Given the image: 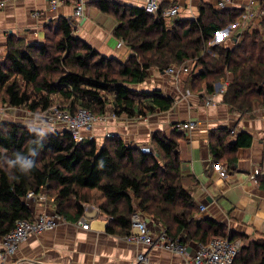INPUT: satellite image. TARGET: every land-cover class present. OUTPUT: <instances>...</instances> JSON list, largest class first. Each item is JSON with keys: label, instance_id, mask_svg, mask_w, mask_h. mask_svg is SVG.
<instances>
[{"label": "trees", "instance_id": "1", "mask_svg": "<svg viewBox=\"0 0 264 264\" xmlns=\"http://www.w3.org/2000/svg\"><path fill=\"white\" fill-rule=\"evenodd\" d=\"M241 15L216 26L207 24L202 12L196 21L176 20L168 26L161 15L126 8L118 15L113 31L114 37L133 52L124 64L103 58L80 42L63 20L54 39L46 36L42 45H27L10 36L5 57L0 60L1 101L33 114L52 106L71 114L84 109L95 116L108 111L116 117L143 115V110L165 112L173 105L170 98L158 91L136 92L130 86L142 83L151 68L163 72L195 60L202 68L198 78L206 83L208 94L228 73L231 82L223 103L231 113L252 114L255 105L264 109V20L261 32L245 30L232 49L216 45L210 50L217 57L206 55L214 34ZM144 102L151 107H144ZM219 133L217 139L222 144L229 132ZM181 138L175 131L169 138L156 132L151 138L153 154H148L119 138L105 139L98 147L93 141L76 142L68 132L44 134L36 128L0 123V238L17 221L31 218L23 202L30 191L37 194L44 188L54 201L55 215L71 222L83 217L84 206L90 203L89 194L96 192L103 201L97 211L107 219V234L126 237L131 216L139 209L182 245L191 241L207 245L213 238L240 239L233 264H264V240L247 242L243 236L227 232L220 223L194 219L197 208L184 188L180 171ZM250 143L251 137L242 133L234 144L212 147L214 162L222 158L223 149L234 153ZM25 160L32 161V167L24 168Z\"/></svg>", "mask_w": 264, "mask_h": 264}, {"label": "crops", "instance_id": "2", "mask_svg": "<svg viewBox=\"0 0 264 264\" xmlns=\"http://www.w3.org/2000/svg\"><path fill=\"white\" fill-rule=\"evenodd\" d=\"M2 1L0 60L5 57L8 37L12 36L27 45H42L46 32H55L63 20L72 27L74 37L80 42L91 47L101 57L121 64L126 63L133 52L113 35L118 15L124 13L126 8L143 9L144 5V0L88 1L83 8V17L76 18L68 2L62 3L56 10H50L46 0ZM219 1L160 0V7L162 10L171 6L179 9L178 15L166 22L168 26L176 20L196 21L202 12L207 24L221 26L234 20L233 15L243 14L250 8L257 13L264 10V0H232L223 10L217 8ZM106 5L108 7L104 10ZM262 16L249 24V32L264 20ZM239 18H236V23H240ZM241 30L245 29L236 28L218 45L232 49L240 42ZM188 69L187 73L191 75L182 74L184 77L180 84L166 77L164 71L151 68L146 71V79L142 83L130 86L136 92L158 91L163 97L170 98L173 102L170 110H143V115L135 113L128 117L129 120L120 116L111 118L106 113L103 123L83 135L85 138L91 137V142L100 147L105 135L113 132L125 144L144 150L156 132L163 133L167 138L173 131L180 133V171L184 178V188L197 208L194 219H210L220 223L226 227L227 232L243 236L247 242L264 240V109L258 110L255 116L231 113L220 94L216 95L212 105L206 106L203 104V100L209 96L206 83L198 78L202 68L192 63V68ZM189 89L190 96L185 97L182 91L187 92ZM148 103L144 102V107H151ZM188 122L195 123V127L180 131L179 126ZM37 123L43 127L39 120ZM44 128L49 130L48 126ZM53 129L55 133L61 132V128ZM220 131L229 132L222 144L217 139ZM242 133L251 137L250 146L239 148L234 153L223 149L220 154L222 158L214 162L211 148H219V145L223 148L227 142L234 144ZM228 160L235 161L230 165ZM217 166L226 170V177H220ZM255 170L259 171V175L256 176V182H253L250 175ZM23 202L32 216L55 215L54 201L46 195L44 188L34 198H24ZM84 207L82 219L90 224L88 230H83L77 222L60 217L55 228L30 235L14 255L8 258L7 264H134L141 253L147 254L151 264H193V256L198 248L195 242L185 245L184 255L161 247L130 244L123 236L107 234L106 217L91 206ZM146 218H149L148 224L155 236L160 225L147 215Z\"/></svg>", "mask_w": 264, "mask_h": 264}, {"label": "built area", "instance_id": "3", "mask_svg": "<svg viewBox=\"0 0 264 264\" xmlns=\"http://www.w3.org/2000/svg\"><path fill=\"white\" fill-rule=\"evenodd\" d=\"M48 2L50 10H56L58 6L62 3L68 2L73 7V16L76 18L83 17V8L86 2L98 0H46ZM232 0H220L217 3V8L219 10L225 9L228 3ZM4 7V2L0 0V10ZM144 11L151 16L161 15V18L168 22L172 18L178 15L179 9L177 6H171L165 10L160 7V0H144L143 5ZM263 12H255L251 8L246 10L240 16V23H232L226 28H223L216 32L210 42V45L215 44L220 45L224 37H228L229 33L236 28H242L247 25V22L255 15L263 17ZM188 67H175L171 66L164 71L166 75L178 76L180 72L186 73ZM173 78V77H172ZM220 86H222L219 83ZM224 87V86H223ZM221 87V91L222 88ZM218 92V91H217ZM35 116H43L45 122L51 126L60 125L63 132H68L71 134L72 138L76 142H91L90 138H85L84 133H90L93 131L94 127L105 121L106 116L98 115L95 116L89 111L84 109H78L74 114H71L68 110L61 109L57 106H52L51 108L41 112L40 114H32ZM46 124V125H47ZM47 125V126H49ZM195 123L188 122L179 126L180 131H187L193 129ZM118 136L114 134H106L105 138H117ZM144 153L153 154L152 149H144ZM217 171L220 177H226V170L221 166H217ZM259 175V171L255 170L253 174L250 175V179L256 182V176ZM37 194L33 192H28L25 199H32ZM201 210L203 208L201 207ZM60 217L56 215H39L31 216L29 220L17 221L14 228L1 237L0 240V264H7L8 258L14 255L20 244H22L30 235L39 234L46 230H51L55 228ZM130 232L124 237V239L130 244H142L149 248L161 247L166 251L177 253L179 255H184L186 253V246L178 242V240L170 239L163 228L152 234L150 227L148 226V220L146 215L143 214L139 209L131 216ZM77 224L83 229L88 230L90 224L84 219L77 221ZM241 247V241L239 239L230 240L226 238H213L207 245H198V248L193 256V264H233L239 250ZM134 264H151L147 254H139L136 257Z\"/></svg>", "mask_w": 264, "mask_h": 264}, {"label": "rangeland", "instance_id": "4", "mask_svg": "<svg viewBox=\"0 0 264 264\" xmlns=\"http://www.w3.org/2000/svg\"><path fill=\"white\" fill-rule=\"evenodd\" d=\"M258 16H253L248 22H247V25L244 27V29L245 30H247V29H249V24L251 23V22H253L256 18H257ZM239 20H240V18H239ZM258 25H256V26H254V29L255 30H259V32H261V22H258L257 23ZM229 26V25H228ZM236 30V29H235ZM234 30V31H235ZM245 30H243V31H245ZM255 30H253V31H255ZM242 31V30H241ZM242 31V32H243ZM248 31V30H247ZM241 32V33H242ZM249 32V31H248ZM251 33V32H250ZM53 34H54V32L53 31H48V32H46V36L49 38V39H54V36H53ZM230 34V33H229ZM233 35V34H232ZM212 41V39L210 40V42ZM44 42H45V38H44ZM210 42L207 44V47H206V55H208L210 58H213L214 56H216L217 57V55H215V53L214 52H211V50H210V46L211 47H214L215 46V44H213V45H210ZM217 46H219V45H217ZM223 46V45H222ZM222 46H219L220 48H222ZM192 63H196V61L194 60V61H186L185 63H184V65H181V67H183V66H186V67H188V68H192ZM189 71V70H188ZM187 71V72H188ZM184 73V72H180V74L178 75V76H169V75H167L166 77H168V78H172L174 81H175V83H177V84H180V82H182V79H183V77H184V75L185 76H190L191 74H188V73ZM182 74H184V75H182ZM165 76V75H164ZM225 76H227L225 79H221V80H219V82L218 83H216V84H214V90H213V92L212 93H210L209 94V96L208 97H206L204 100H203V104H205L206 106H210V105H212L213 104V101H214V98L216 97V95H218V94H220L221 96H222V99H223V95L225 94V92H226V89H227V86L229 85V83L231 82V77H230V74H228V73H226V75ZM186 78V77H185ZM219 83L222 85V86H220L219 85ZM224 86V87H223ZM221 87H223L222 88V91H221ZM190 90V89H189ZM188 90V91H189ZM185 92V90L184 91H182L183 93H184V96L185 97H188V96H190V92H191V90L189 91V92ZM218 91V92H217ZM109 99H111V97H109ZM57 105V104H56ZM64 105H67V104H64ZM57 107H60V106H57ZM63 107V106H62ZM228 107V106H227ZM61 108V107H60ZM254 111H253V113L252 114H249V113H247V112H242V113H238V112H235V113H237V114H244V115H247V116H251V115H253V116H255V115H257V111L258 110H262L263 108H260V107H258V105H255L254 107ZM66 110V109H65ZM106 113H109L110 114V117L111 118H118V117H116L112 112H110V111H108V112H106ZM33 113H31V112H29L28 110H26V109H24V108H21V107H17V108H12V107H10V106H8L7 104H5V103H3L2 101H1V98H0V123L2 124H18V125H21V126H23V127H28V128H36L37 130H39L41 133H44V134H46V133H55L53 130V128H60L61 126L60 125H55V126H51V125H49V124H47L44 120H45V118L43 117V116H35V115H32ZM124 116V117H123ZM120 117H122L124 120H129V118L128 117H126L125 115H122V116H120ZM40 121L42 124H43V127L39 124V123H37V121ZM104 122V121H103ZM102 122V123H103ZM49 125L48 126V128H49V130L48 129H45L44 127L45 126H47V125ZM61 132H62V130H60ZM60 132V133H61ZM109 134H114V135H116V136H118L117 134H115V133H113V132H111V133H109ZM152 138V137H151ZM105 139H111V138H105ZM151 141V140H150ZM103 143H104V141H103ZM103 143H102V145H103ZM101 145V146H102ZM99 146V145H98ZM146 149H152L151 148V142H150V144H148L146 147H145ZM89 204H87L86 206H91V207H93V208H95V209H97V207L101 204V203H103V201L100 199L99 200V194L98 193H96V192H91L90 194H89ZM84 209H85V207H84ZM103 215V214H102ZM104 216V215H103ZM82 219V218H81ZM80 220V219H79ZM147 220H149V218L147 219ZM87 222V221H86ZM148 226H149V224H148Z\"/></svg>", "mask_w": 264, "mask_h": 264}, {"label": "clouds", "instance_id": "5", "mask_svg": "<svg viewBox=\"0 0 264 264\" xmlns=\"http://www.w3.org/2000/svg\"><path fill=\"white\" fill-rule=\"evenodd\" d=\"M32 164H33V162L30 160L23 161V167L24 168H30V167H32Z\"/></svg>", "mask_w": 264, "mask_h": 264}, {"label": "bare ground", "instance_id": "6", "mask_svg": "<svg viewBox=\"0 0 264 264\" xmlns=\"http://www.w3.org/2000/svg\"><path fill=\"white\" fill-rule=\"evenodd\" d=\"M237 258V257H236Z\"/></svg>", "mask_w": 264, "mask_h": 264}]
</instances>
